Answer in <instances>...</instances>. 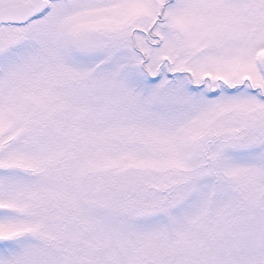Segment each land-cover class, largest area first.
I'll use <instances>...</instances> for the list:
<instances>
[{"label": "snow or ice", "instance_id": "6c2138e0", "mask_svg": "<svg viewBox=\"0 0 264 264\" xmlns=\"http://www.w3.org/2000/svg\"><path fill=\"white\" fill-rule=\"evenodd\" d=\"M0 264H264V0H0Z\"/></svg>", "mask_w": 264, "mask_h": 264}]
</instances>
